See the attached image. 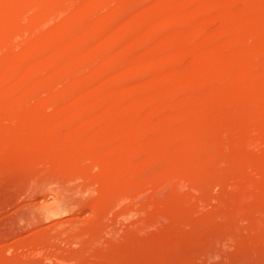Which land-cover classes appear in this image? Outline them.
Wrapping results in <instances>:
<instances>
[{
    "label": "rangeland",
    "instance_id": "374dc122",
    "mask_svg": "<svg viewBox=\"0 0 264 264\" xmlns=\"http://www.w3.org/2000/svg\"><path fill=\"white\" fill-rule=\"evenodd\" d=\"M27 1L0 2V23L16 28L0 30V91L14 82L23 90L0 98V264H264V1L212 0L200 12L197 0H121L117 9L109 0ZM176 6H186L188 15L181 18ZM31 7H39L40 17ZM56 41L71 47L62 49L69 60L81 46L89 50L80 48L83 60L64 67L62 76L37 66L28 73L11 68L20 56L33 61L40 52L49 59L58 52L50 45ZM60 81L64 93H54ZM133 81L145 85L126 107L120 100L132 96ZM78 82L76 92L71 86ZM241 82L247 86L239 90ZM170 86H177L171 100L164 97ZM192 100L206 108L202 116L188 107ZM29 121L47 123L35 140ZM136 123L164 134L140 131L126 139Z\"/></svg>",
    "mask_w": 264,
    "mask_h": 264
},
{
    "label": "bare ground",
    "instance_id": "6f19581e",
    "mask_svg": "<svg viewBox=\"0 0 264 264\" xmlns=\"http://www.w3.org/2000/svg\"><path fill=\"white\" fill-rule=\"evenodd\" d=\"M2 1H3V0H2ZM2 1H0V2H2ZM37 1L39 2L40 0H37ZM37 1H36V2H37ZM41 1H42V0H41ZM44 1H45V0H44ZM55 1L65 2L66 0H55ZM72 1H73V0H72ZM98 1H100V3H103V2L108 1V0H98ZM122 1H123V0H122ZM130 1H131V0H130ZM133 1H134V0H133ZM176 1H178V0H176ZM176 1L174 0V3H178L179 1L182 3L181 0H179L178 2H176ZM187 1H188V0H187ZM190 1H191V0H190ZM190 1H188V2L190 3ZM194 1H196V0H194ZM210 1H212V0H197V1H196V4H197V6H198L199 12H200V9L203 10V8H206L205 6H206ZM213 1H214V0H213ZM213 1H212V2H213ZM215 1H216V0H215ZM215 1H214L213 3H215ZM257 1H258V0H250V3L254 5V3H255V2L257 3ZM261 1H264V0H261ZM15 2H16V0H15ZM17 2H18V0H17ZM20 2H21V1H20ZM22 2H23V1H22ZM25 2H26V3H24V4L27 5V2H28V1L25 0ZM29 2H30V0H29ZM31 2H32V1H31ZM66 2H68V1H66ZM70 2H71V1H70ZM94 2H95V1H94ZM120 2H121V0H109V3L112 5V8H113V9H115V8L117 9V8L120 6ZM135 2H136V1H135ZM259 2H260V0H259ZM259 2H258V4L261 3V2H260V3H259ZM127 3H128V2H127ZM130 3H132V2H130ZM184 3H185V2H184ZM186 3H187V2H186ZM12 4H13V3H12ZM33 4H34V3H33ZM40 4H41L42 6H44L42 2H41ZM82 4H83V3H82ZM105 4H106V3H105ZM191 4L193 5V7H196L195 2H192ZM191 4H189V5L191 6V7L189 6V9L192 8V5H191ZM194 4H195V6H194ZM251 4H249L248 7H250V8H251V7H254V6H250ZM0 5H1V4H0ZM8 5H9V4H8ZM22 5H23V3H22ZM28 5H29V4H28ZM38 5H39V4H38ZM64 5H65V4H64ZM70 5H71V4H70ZM79 5H80V4H79ZM106 5H107V4H106ZM124 5H127V4H124ZM158 5H159V4H158ZM158 5H157V6H158ZM172 5H174V4L172 3ZM256 5H257V4H256ZM31 6H32V5H31ZM47 6H48V5H47ZM77 6H78V4H77ZM77 6H76V8H77ZM109 6H110V5H109ZM179 6H180V5H179ZM183 6H184V4H183ZM207 6H208V5H207ZM246 6H247V4H246ZM14 7H15V5H14ZM45 7H46V6H45ZM102 7H103V6H102ZM152 7H153V5H152ZM185 7H186V6H185ZM185 7H183V8H185ZM11 8H12V7H11ZM38 8H39V7H35V8H34V7H33V8L31 7L29 10H30V11L32 10L31 12H33L34 14L36 13V15H38V16H36V15H34V16H36V17H40V14H41V13L39 12V14H37V12H36V11H37L36 9H38ZM42 8H44V7H42ZM42 8H41V9H42ZM96 8H98V7H96ZM121 8H122V6H121ZM156 8H157V7H156ZM183 8H182V10L179 11L180 7H179V9H178L177 6H176V9H178V12H180V13H179L180 17H181V16H184L186 13H187L186 15H188V13H189V12H186V11L188 10V8H187V9H183ZM2 9H3V8H2ZM2 9H1V10H2ZM5 9H6V8H5ZM5 9H4V10H5ZM23 9H24V8H23ZM79 9H80V8H79ZM90 9H92V8H90ZM105 9H107V8L105 7ZM110 9H111V8H110ZM110 9H108V10H110ZM119 9H120V8H119ZM193 9H194V8H193ZM193 9H191V10H193ZM13 10H14V12L18 11V9L15 11V8H13ZM26 10H27V9H26ZM35 10H36V11H35ZM45 10H46V9H45ZM74 10H75V9H74ZM108 10H107V11H108ZM122 10H123V9H122ZM122 10H121V11H122ZM204 10H205V9H204ZM230 10H231V9H230ZM34 11H35V12H34ZM38 11H40V9H38ZM104 11H105V10H104ZM104 11H101V12H104ZM118 11H119V10H118ZM153 11H154V9H153ZM188 11H189V10H188ZM232 11H233V9H232ZM25 12H26V11H24V13H25ZM27 12H28V10H27ZM79 12H81V11H79ZM92 12H94V14H95V10L92 11ZM105 12H106V11H105ZM115 12H116V11H115ZM154 12H155V11H154ZM176 12H177V11H176ZM201 12H202V11H201ZM229 12H230V11H229ZM17 13H18V12H17ZM19 13H20V12H19ZM69 13H70V12H69ZM152 13H153V12H152ZM42 14H43V13H42ZM75 14H76V13H75ZM75 14H73V16H75ZM78 14H80V13L77 12V16H79ZM92 14H93V13H92ZM102 14H103V13H102ZM105 14H106V13H105ZM117 14H118V13H117ZM232 14H234V13H232ZM177 15H178V14H177ZM177 15H174V16H177ZM179 15H178L177 17H179ZM226 15H227V14H226ZM229 15L231 16L230 13H229ZM6 16H7V15H6ZM6 16H5V17H6ZM16 16H17V15H16ZM67 16H68V15H67ZM69 16H70V14H69ZM69 16H68V17H69ZM89 16H90V15H89ZM99 16H100V15H99ZM110 16H111V15H110ZM112 16H114V15H112ZM154 16H155V14H153L152 17H154ZM18 17H19V16H18ZM90 17H91V16H90ZM96 17H97V16H96ZM96 17H95V18H96ZM152 17H151V19H150V17H148V18H149L150 20H152ZM180 17H179V18H180ZM185 17H187V16H185ZM14 18H15V17H14ZM71 18H72V17L70 16V19H71ZM83 18H84V17H83ZM86 18H87V16H86ZM92 18H93V17H92ZM95 18H94V19H95ZM98 18H100V17H98ZM138 18H139V17H138ZM148 18L146 19L147 21H148ZM170 18H171V17L169 16L168 19H166V23H167V20H169ZM181 18H182V17H181ZM36 19H37V18H36ZM78 19H79V18H78ZM78 19H77V20H78ZM100 19H102V18H100ZM142 19H143V18H142ZM142 19H140V20H142ZM11 20H12V19H11ZM15 20H16V19H15ZM88 20H89V17H88ZM90 20H92V19H90ZM95 20H96V19H95ZM146 20L144 19V21H145L144 24H146V26H148L149 24L147 25ZM153 20H154V22H155V20H157V18L154 17ZM158 20H159V19H158ZM158 20H157V21H158ZM173 20H174V22H176L175 17H174V19L171 18L169 21H170V22L172 21L171 23H172V25L174 26ZM74 21H76V20H74ZM78 21H79V20H78ZM136 21H138V20H136ZM82 22H83V21H82ZM94 22H95V21H94ZM134 22H135V21H134ZM154 22H153V23H154ZM170 22H169L168 25H171ZM263 22H264V20H263ZM8 23H9V22H8ZM65 23L68 24L69 21H67V22H65ZM75 23H76V22H75ZM88 23H90V22L88 21ZM88 23H87V24H88ZM95 23H97V22H95ZM114 23L117 24L116 26H118V23H117V22H114ZM136 23H137V22H136ZM139 23H140V22H139ZM150 23H151V22H150ZM153 23H151V24L153 25ZM243 23H244V22H243ZM66 24H64V25H66ZM103 24H104V23H103ZM121 24H122V23H121ZM137 24H138V23H137ZM140 24L143 25L142 23H140ZM151 24H150V25H151ZM154 24H155V23H154ZM158 24H160V23H158ZM104 25H105V24H104ZM110 25H112V23H111ZM119 25H120V23H119ZM150 25H149V26H150ZM152 25H151V26H152ZM172 25H171V26H172ZM240 25H241V24H239V26H240ZM3 26H4V27H3ZM9 26H10V27H9ZM12 26H13V25H6V26H5V24L3 25V24L0 23V30L3 29V28H5V27H6L5 29H7V28L11 29ZM16 26H17V24H16ZM16 26H15V27H16ZM74 26H75V25H74ZM83 26H84V25H83ZM87 26H88V25H87ZM89 26H90V24H89ZM138 26H139V25H138ZM151 26H150V27H151ZM153 26L155 27V26H157V24H155V25H153ZM173 26H172V29H171V30H173V29L175 30V28H177V26H178V23L176 22V26H174V28H173ZM66 27H67V26H66ZM92 27H93V26H92ZM102 27H103V26H102ZM113 27H114V26H113ZM139 27H140V26H139ZM141 27H142V26H141ZM144 27H145V26H144ZM150 27H149V28H150ZM167 27L169 28L170 26H166V28H167ZM242 27H243V26H242ZM12 28H13V27H12ZM105 28H106V27H105ZM122 28H123V27H122ZM133 28H134V27H133ZM145 28H146V27H145ZM147 28H148V27H147ZM147 28H146V29H147ZM149 28H148V29H149ZM151 28H152V27H151ZM151 28H150V29H151ZM13 29H14V28H13ZM15 29H16V28H15ZM15 29H14V30H15ZM84 29H85V28H83V30H84ZM93 29H94V28L91 29V32H92ZM109 29H110V28H109ZM113 29H114V28H113ZM115 29H116V27H115ZM118 29H119V28H118ZM124 29H125V28H124ZM124 29H123V30H124ZM242 29H243V28H242ZM62 30H63V29H62ZM83 30H82V31H83ZM120 30H121V29H120ZM236 30L239 31V29H236ZM236 30H235V31H236ZM64 31H66V30H64ZM68 31H69V30H68ZM86 31H87V30H86ZM89 31H90V30H88V32H89ZM95 31H96V29H95ZM98 31H99V30H98ZM121 31H122V30H121ZM80 32H81V30H80ZM91 32H89V33H91ZM105 32H106V31H105ZM108 32H110V31L108 30ZM81 33H83V32H81ZM89 33H88V34H89ZM78 34H79V33H78ZM78 34H77V35H78ZM92 34H93V33H92ZM105 34H106V33H105ZM116 34H117V32H116ZM119 34H121V33H119ZM260 34H261V33H260ZM90 35H91V34H90ZM261 35H262V34H261ZM1 36H2V35H1ZM82 36H84V35L82 34ZM100 36H101V35H100ZM107 36H108V33H107ZM114 36H115V35H114ZM262 36H264V35H262ZM62 37H63V36H62ZM67 37H68V36H67ZM70 37H71V36H70ZM102 37H103V36H102ZM109 37H110V36H109ZM63 38H65V37H63ZM63 38H62V39H63ZM68 38H69V37H68ZM88 38H89V35H88ZM91 38H92V37H91ZM111 38H112V35H111ZM259 38H261V36H260ZM55 39H56V38H55ZM60 39H61V37H60ZM69 39H70V38H69ZM71 39H72V38H71ZM75 39H76V38H75ZM81 39H83V38H81ZM92 39H93V38H92ZM99 39H100V37H99ZM99 39H98V40H99ZM72 40H74V39H72ZM83 40H84V39H83ZM90 40H91V39H90ZM103 40H104V39H103ZM261 40H264V39L262 38ZM58 41H60V40H58ZM63 41H64V40H63ZM63 41H61V43H63ZM70 41H71V40H70ZM78 41H79V40H78ZM78 41H77V40L74 41V42L76 43V45L78 44ZM99 41H100V40H99ZM54 42H55V41H54ZM56 42H57V41H56ZM64 42H65V41H64ZM80 42H81V41H80ZM80 42H79V44H80ZM61 43H60V44H59L58 42H57V44H56V43H54V44H53V43H50V45L52 44V48L56 46L54 49L58 50V52H57V53L54 52L55 54L53 53V55L50 54L51 57H50L49 59H46V57L40 55V52H39V51H41V50H38L39 55L36 56V57H38V58H37V59H34L33 61H32V60H29V61H28V60H24V59H22L21 56H20L21 59H20V58H18V59H12V60L9 62V64H10L11 68H13V69H17V70H21V71H22V70L26 71V70H29V68L32 69L33 67L35 68V66H37L36 68H40V69L43 68L44 70H45V69H49L50 72H53V73H56V74L59 73V74H61V76H62V73H61V72H62L63 68L66 67V66L68 67V64L70 65V63H71V64H72V63L75 64V63L77 62V64H78V62H79L81 59L83 60L84 53H83L82 50H79L80 48H82V46H81V44H80L81 47H80L79 49L77 48L78 50H75V51H74V53H73V57L69 60V58H70L69 54L67 55V56H69V57H66L65 54H64V51H65L66 49H68V48L71 49V47H67V46H65V45L63 46ZM65 43H66V42H65ZM75 43H74V44H75ZM84 43H85V42H84ZM94 43H95V42H94ZM105 43H106V42H105ZM42 44H43V43H42ZM58 44L60 45L59 48H58V46H57ZM74 44H73V42H72L70 45H69V44H68V45H69V46H71V45L75 46ZM85 44H86V43H85ZM88 44H89V42H88ZM88 44H87V45H88ZM107 44H108V43H107ZM53 45H55V46H53ZM82 45H83V44H82ZM87 45H86V46H87ZM95 45L97 46V44H95ZM95 45H93V46H95ZM104 45H105V47H106V46H107V47L109 46V44H108V45L104 44ZM254 45H256V44H254ZM260 45H261V44H260ZM262 45H263V43H262ZM46 46H47V45H46ZM93 46H91V47H93ZM96 46H95V47H96ZM102 46H103V45H102ZM120 46H121V45H120ZM127 46H128V45H127ZM180 46H181V45H180ZM182 46H183V45H182ZM182 46H181V48H182ZM257 46H258V45H257ZM257 46H255V47H257ZM41 47H42V46H41ZM62 47H63V48H62ZM64 47H65V48H64ZM87 47H88V46H87ZM116 47H117V46H116ZM165 47H166V46H165ZM168 47H169V46H168ZM35 48H36V47H35ZM35 48H34V49H35ZM38 48H39V47H38ZM75 48H76V47H75ZM83 48H85V50L87 49L86 47H83ZM83 48H82V49H83ZM89 48H90V47H89ZM113 48H114V49H117V48H115V47H113ZM113 48H111V49H113ZM122 48H123V46H122ZM126 48H129V47H125L124 49H126ZM144 48H145V47H144ZM151 48H152V47H151ZM172 48H173V47H172ZM184 48H185V50H187V49L190 48V47L185 46ZM184 48H183V49H184ZM250 48H251V47H250ZM259 48H260V47H259ZM262 48H263V46H262ZM62 49H63L64 51H63ZM96 49H97V47H96ZM157 49H159V48H157ZM165 49H166V48H164V50H165ZM183 49H181V50H183ZM242 49H243V48H242ZM257 49H258V48H257ZM257 49H256V51H258ZM48 50H49V49H48ZM71 50H72V49H71ZM87 50H89V49H87ZM127 50H128V49H127ZM142 50L145 51V49H141V51H142ZM159 50H160V49H159ZM168 50H169V49H168ZM185 50L181 51L180 53H179V52L177 53V54H178V55H177L178 60H181L182 58H183V60H184L183 55L185 54ZM192 50H193V48H192ZM245 50H248V48L245 49ZM252 50H253V49H251V51H252ZM260 50H261V48H260ZM263 50H264V49H263ZM46 51H47V50H46ZM61 51H63V52H61ZM96 51H97V50H96ZM96 51H95V52H96ZM147 51H149V50H147ZM150 51H151V50H150ZM162 51H163V49H162ZM169 51H172V50H169ZM173 51H177V49H175V50H173ZM178 51H180V50L178 49ZM198 51H199V50H197V53H198ZM200 51H201V50H200ZM251 51H250V52H251ZM253 51H254V50H253ZM256 51L253 52V54H255ZM261 51H262V50H261ZM48 52H49V51H48ZM68 52H70V51H68ZM126 52H127V51H126ZM183 52H184V53H183ZM188 52L191 53V50H188ZM202 52H203V51H202ZM241 52H242V51H241ZM263 52H264V51H263ZM32 53H33V52H32ZM35 53H36V52H35ZM86 53H87V52H86ZM101 53H102V52H101ZM110 53H111V52H110ZM116 53H117V52H116ZM139 53H141V52H139ZM144 53H145V52H144ZM144 53H143V55H144ZM166 53H168V51H166ZM172 53H173V52H172ZM186 53H187V51H186ZM192 53H193V52H192ZM195 53H196V52H195ZM197 53H196V55H198ZM203 53H204V52H203ZM242 53H243V52H242ZM248 53H249V52H248ZM259 53H260V52H259ZM261 53H262V52H261ZM261 53H260V54H261ZM36 54H38V53H36ZM41 54H43V53L41 52ZM159 54H160V53H159ZM164 54H165V53H164ZM199 54H200V53H199ZM204 54H205V53H204ZM204 54H203V55H204ZM244 54H245V52H244ZM249 54H250V53H249ZM257 54H258V53H257ZM263 54H264V53H263ZM20 55H21V54H20ZM43 55H44V54H43ZM46 55H47V54H46ZM98 55H99V54H98V51H97V55H96V56L98 57ZM107 55H108V54H107ZM111 55H112V54H111ZM170 55H171V52H170ZM170 55H168V56H170ZM190 55H192V54H190ZM193 55H195V54H193ZM193 55H192V56H193ZM196 55H195V56H196ZM200 55H201V54H200ZM208 55H209V54H208ZM247 55H248V54H247ZM27 56H28V53H27ZM30 56H31V55H30ZM47 56H48V55H47ZM88 56H90V55H88ZM120 56H122V55H120ZM144 56L146 57V55H144ZM160 56L162 57V55H160ZM174 56L176 57V54H175V53H174ZM185 56H186L185 58H187L188 54L185 55ZM192 56H190V57L192 58ZM239 56H241V55H239ZM239 56H238V57H239ZM243 56H244V58L246 57V55H243ZM250 56H251V57H254V56H252V55H250ZM259 56H260V55H259ZM17 57H18V56H17ZM25 57H26V54H25ZM91 57H92V56H91ZM109 57H110V54H109ZM164 57H165V55H164ZM175 57H173V58H175ZM188 57H189V56H188ZM201 57H202V55H201ZM248 57H249V56H248ZM94 58H96V57H94ZM162 58H163V57H162ZM170 58H171V57H170ZM173 58H171V59L174 60ZM193 58H194V56H193ZM199 58H200V57H199ZM209 58H211V57H209ZM209 58H208V59H209ZM254 58L256 59V57H254ZM25 59H26V58H25ZM143 59H144V57L141 56V60H143ZM165 59H166V57L164 58V60H165ZM168 59H169V58H168ZM168 59H167V61H170V60H168ZM201 59H202V58H201ZM203 59H204V57H203ZM206 59H207V58H206ZM240 59L242 60V57H240ZM240 59H239V60H240ZM245 59H246V58H245ZM245 59H243V60H245ZM249 59H250V58H249ZM82 60H81V61H82ZM94 60H95V59H94ZM118 60H119V59H118ZM118 60H117V62H118ZM183 60H181V61H183ZM197 60H199V59H197ZM49 61H50V62H49ZM181 61H179V62H181ZM207 61H209V60H207ZM249 61H250V60H249ZM249 61H248V62H249ZM111 62H112V60H111ZM176 62H178V61H176ZM240 62H241V61H240ZM245 62L247 63V61H245ZM51 63H52V64H51ZM114 63H116V62L114 61ZM114 63H113V64H114ZM140 63H142V62H140ZM208 63H209V62H208ZM241 63H242V62H241ZM249 63H250V62H249ZM249 63H248V64H249ZM252 63H253V58H252ZM73 64H72V65H73ZM136 64H137V61H136ZM49 65H52L53 68H52L51 66H49ZM246 65H247V64H246ZM100 66H101V68H102V64H100ZM136 66H138V65H136ZM140 66H141V65H140ZM31 67H32V68H31ZM48 67H49V68H48ZM95 67H96V66H95ZM97 67H98V66H97ZM103 67H104V65H103ZM130 67H131V66H130ZM133 67H135V66H133ZM253 67H254V66H253ZM50 68H51V69H50ZM99 68H100V67H98V69H99ZM249 68L251 69V67H249ZM254 68H256V66H255ZM254 68H252V70H253ZM8 69H9V68H8ZM40 69H39V70H40ZM137 69H140V68H137ZM250 69H249V70H250ZM256 69H257L256 72L258 71V73H259V74H256V75H257V77H260L259 75H261V74H260L258 68H256ZM34 70H36V69H34ZM95 70H96V69H95ZM95 70H94V71H95ZM104 70H108V69H105V68H104ZM247 70H248V69H247ZM249 70H248V71H249ZM252 70H250V71H252ZM31 71H32V70H31ZM47 71H48V70H47ZM64 71H65V69H64ZM64 71H63V72H64ZM102 71H103V69H102ZM108 71H110V70H108ZM122 71H123V70H122ZM122 71H119V72H122ZM133 71H134V70H133ZM135 71H138V70H135ZM135 71H134V72H135ZM26 72H27V71H26ZM42 72H43V71H42ZM44 72H45V71H44ZM96 72H98V71H95L94 73H96ZM110 72H111V71H110ZM110 72L108 73V76L111 75V77H113V80H114V79H115V78H114L115 74L112 75L113 71H112V73H110ZM124 72H125V71H124ZM124 72H123V75L121 74L123 77L125 76ZM129 72H131V71H129ZM134 72H133V74H134ZM138 72H139V71H138ZM253 72H255V70H254ZM253 72H252V73H253ZM263 72H264V70H263ZM8 73H9V72H8ZM18 73L20 74V72H18ZM27 73H28V72H27ZM104 73H105V72H104ZM114 73H115V72H114ZM117 73H118V72H117ZM125 73H127V72H125ZM139 73H140V72H139ZM139 73H138V76H139ZM248 73H249V72L246 73V76H245V77H249V76H248V75H249ZM19 74H16V75L19 76ZM100 74H101V72H100ZM133 74H132V75H133ZM250 74H251V72H250ZM2 75H4V74H2ZM21 75H22V74H20V76H21ZM41 75H42V77H43V74H42V73H41ZM53 75H54V74H52L51 76H53ZM102 75H103V74H102ZM116 75H117V74H116ZM193 75L195 76V74H193ZM58 76H59V75H56V76H54V77H57V78H58ZM61 76H60V77H61ZM87 76H88V75H87ZM89 76H90V75H89ZM95 76H96V78L98 79V77H97L96 74H95ZM95 76H91V77H94V78H95ZM108 76H107V77H108ZM254 76H255V75H254ZM261 76L263 77L264 74L261 75ZM25 77H26V76H25ZM40 77H41V76H40ZM40 77H39V78H40ZM99 77H100V75H99ZM101 77H102V76H101ZM191 77H193V76H191ZM195 77H197V76H195ZM250 77H251V76H250ZM252 77H253V76H252ZM252 77H251V78H252ZM262 77H261V78H262ZM36 78H38V77H36ZM49 78H50V77H49ZM49 78H48V80H49ZM83 78H85V77H83ZM96 78H95V79H96ZM105 78H106V77H105ZM136 78H137V76H136ZM140 78H141V77H140ZM251 78H250V81H249V82L252 83L255 79H253V81H252ZM254 78H256V77H254ZM261 78H258V79L260 80ZM11 79H12V78H11ZM59 79H62V78H59ZM59 79H58V81H59ZM78 79H81V78H78V77H77V80H78ZM92 79H93V78H92ZM92 79H91V80H92ZM138 79H139V78H138ZM194 79H195V78H194ZM246 79H247V78H246ZM246 79H245V80H246ZM12 80H14V78H13ZM31 80H32V79H31ZM37 80H38V79H37ZM50 80H51V79H50ZM62 80H63V79H62ZM77 80H74V82L77 81ZM87 80H88V79H87ZM98 80H99V79H98ZM103 80H104V79H103ZM106 80H107V79H106ZM167 80H168V79H167ZM167 80H166V81H167ZM173 80H174V79H173ZM191 80H192V79H191ZM259 80H258V81H259ZM2 81H3V80H2ZM5 81H6V79H5ZM41 81H42V80H41ZM56 81H57V79H56ZM78 81H79V80H78ZM85 81H86V80H85ZM92 81H93V80H92ZM104 81H105V80H104ZM107 81H108V80H107ZM137 81H138V80H137ZM143 81H144V80H143ZM166 81H164V85L166 84ZM168 81H169V80H168ZM177 81H178V80H177ZM182 81H183V80H182ZM196 81H197V79H196ZM246 81H247V80H246ZM246 81H244V82H246ZM261 81H262V80H261ZM50 82H51V81H50ZM50 82H49V83H50ZM61 82H63V81L57 82L58 85L55 87L56 89L53 87V88L55 89L54 93H57V94H63V93H64V86H63V85H65V84H64V82H63V84H62ZM70 82H72V81H70ZM70 82H69V83H70ZM95 82H97V81H95ZM99 82H100V80H99ZM133 82H136V81H133ZM139 82H140V80H139ZM139 82H136L135 85H133L132 82H130L131 86H133V87H132V90H131V92H133V94H131V95H132L131 97H126V96H124V94H122V92L120 93V94H121L120 97H123V96L125 97V98H122V99H123L122 101L120 100V102H121L122 105H126V107H128L127 105H129L130 103H132V102L136 103L135 101H133V99H134V100L136 99L135 97H136L137 94H138V95H137V96H138L137 98L140 99V97H139V92H141V90H142V89H141V86H142V85H145V84L140 85L141 82H140V84H139ZM170 82H171V80H170ZM173 82L175 83V81H173ZM183 82H184V81H183ZM193 82H194V81H193ZM193 82L191 81V83H193ZM242 82H243V79H242ZM242 82H241V86H240V87H239V86H238V88L236 87L237 89H239V90L244 89V86L246 85V83H248V81H247V82L245 83V85L242 87ZM14 83H15V82H14ZM14 83H12L11 86L6 87V88H5L6 90L3 89L4 92H3V90L0 91V98H2L3 95H5L6 92H7L6 94H9V95H10L11 93H13V95H16L15 93H16L17 91H18L20 94L22 93V91H23V90H21L22 88H20V87L18 88L19 85L17 86V84H16V83L14 84ZM22 83H23V82H22ZM24 83H25V82H24ZM81 83H82V82H81ZM86 83H87V82H86ZM143 83H145V82H143ZM176 83H177V82H176ZM251 83H250V84H251ZM253 83H254V82H253ZM253 83H252V85L255 86L256 83H255V84H253ZM7 84H8V83H7ZM41 84H42V83H41ZM67 84H68V83H67ZM73 84H74V85L71 86V87H74V90H75V91H76L77 89L81 88V85H80L79 82H78V84H75V83H73ZM128 84H129V83H128ZM130 84H129V85H130ZM168 84H170V83H168ZM186 84H187V83H186ZM238 84H239V83H238ZM9 85H10V84H9ZM42 85H43V84H42ZM68 85L70 86V84H68ZM71 85H72V84H71ZM86 85H87V84H86ZM129 85H127V87H128ZM166 85H167V84H166ZM0 86H1V85H0ZM34 86H36V85H34ZM45 86L48 87L47 84H45ZM65 86H66V85H65ZM167 86H169V85H167ZM167 86H166V87H167ZM232 86H233V85H232ZM232 86H231V87H232ZM246 86H247V85H246ZM246 86H245V87H246ZM250 86H251V85H250ZM261 86H262V85H261ZM21 87H22V86H21ZM25 87H26V86H25ZM67 87H68V86H67ZM144 87H145V86H144ZM144 87H143V88H144ZM166 87H165V88H166ZM176 87H177V86H170V87H168V88L166 89V91H165L164 97L167 98V99H170V100H171V97H173L172 95H173L174 90H176ZM234 87H235V86H234ZM241 87H242V89H241ZM258 87H259V86H258ZM23 88H24V87H23ZM30 88H31V87H30ZM68 88H69V87H68ZM86 88H87V87H86ZM236 88H235V89H236ZM262 88H263V87H262ZM19 89H20V91H19ZM24 89H25V88H24ZM32 89H33V88H31V90H32ZM54 89H53V90H54ZM66 89H67V88H66ZM82 89H83V88H82ZM144 89H145V88H144ZM144 89H143V90H144ZM231 89H232V88H231ZM231 89H230V91H231ZM237 89H236V90H237ZM42 90H43V89H42ZM122 90H123V89H122ZM124 90H125V89H124ZM129 90H130V89H129ZM162 90H163V89H162ZM232 90H234V88H233ZM260 90H261V88H260ZM28 91H29V90H28ZM36 91H37V90H36ZM79 91H80V90H79ZM79 91H76V92H79ZM243 91H244V90H243ZM257 91H258V90H257ZM29 92H30V91H29ZM29 92H28V93H29ZM47 92L50 93L49 91H47ZM124 92H126V91H124ZM131 92H130V93H131ZM142 92H143V91H142ZM176 92H177V91H176ZM1 93H2V94H1ZM30 93H32V92H30ZM36 93H37V92H36ZM36 93H35V94H36ZM66 93H67V91H66ZM72 93H73V92H72ZM107 93H108V91H107ZM107 93H106V94H107ZM128 93H129V92H128ZM144 93H145V92H144ZM160 93H161V92H160ZM221 93H222V92H221ZM223 93L225 94V92H223ZM227 93H228V92H226V94H227ZM22 94H23V93H22ZM25 94H26V93H25ZM25 94H24V96L26 97ZM126 94H127V92H126ZM162 94H163V93H162ZM174 94H175V93H174ZM219 94H220V93H219ZM224 94L218 95V99H221V98H222V95H224ZM260 94L264 95V90H263V89L260 91ZM1 95H2V96H1ZM13 95H12V96H13ZM29 95H30V94H29ZM29 95H28V96H29ZM48 95H49V94H48ZM64 95H66V94H64ZM64 95H63V96H64ZM108 95H109V94H108ZM122 95H123V96H122ZM128 95H129V94H128ZM146 95L149 96L150 94H149V95L146 94ZM12 96H11V97H12ZM24 96H23V97H24ZM101 96H102V95H101ZM104 96H105V94H104ZM110 96H111V95H110ZM147 96H146V97H147ZM153 96H154V95H153ZM160 96H161V94H160ZM219 96H220V97H219ZM225 96H226V95H225ZM19 97H21V96L19 95ZM52 97H53V96H52ZM61 97H62V96H61ZM102 97H103V96H102ZM141 97H143V96L141 95ZM154 97H155V96H154ZM9 98H10V97H8V99H9ZM13 98H14V97H13ZM44 98H45V97H44ZM104 98H105V97H104ZM112 98H113V97H112ZM112 98H111V99H112ZM223 98H224V96H223ZM2 99H3V98H2ZM8 99H7V100H8ZM17 99H18V98H17ZM17 99H16V100H17ZM99 99H100V98H99ZM144 99H145V97H144ZM152 99H153V98H152ZM224 99H225V98H224ZM5 100H6V99H5ZM9 100H10V99H9ZM9 100H8V101H9ZM105 100H106V99H105ZM108 100H109V99H108ZM137 100H138V99H137ZM154 100H156V99H154ZM154 100H152V101H154ZM158 100H159V99H158ZM162 100H163V98H162ZM194 100H195V99H194ZM13 101H14V100H13ZM41 101H42V100H41ZM114 101H115V100H114ZM142 101H144V100H142ZM150 101H151V100H150ZM163 101H164V100H163ZM172 101H173V100H172ZM192 101H193V100H192ZM10 102H12V101H10ZM10 102H9V103H10ZM35 102L38 103L37 100H36ZM35 102H34V104L37 105V103H35ZM43 102H44V101H43ZM43 102H39V103L42 104ZM100 102H101V101H100ZM102 102H103V101H102ZM108 102H109V101H108ZM112 102H113V100H112ZM115 102H116V101H115ZM115 102H114V103H115ZM188 102H189V101H188ZM200 102H201V100H200ZM46 103H47V102H46ZM85 103H86V102H85ZM104 103H105V102H104ZM134 103H133V105H135ZM139 103H141V102H139ZM189 103H190V102H189ZM189 103H188V104H189ZM112 104H113V103H112ZM121 104H120V105H121ZM186 104H187V103H186ZM85 105H86V104H85ZM107 105H108V104H107ZM130 105H131V104H130ZM177 105H178V104H177ZM177 105H176V106H177ZM182 105H183V104H182ZM41 106H42V105H41ZM131 106H132V105H131ZM186 106H187V105H186ZM189 106H190L194 111H196V112L198 111V112L200 113V114L197 113L199 116H200L201 114H203V113H204V110L206 109V108L204 107V105H203V107H204L205 109L202 108V106L200 105L199 101H195V102L193 101V103H191L190 105H188V107H189ZM35 107H37V106H35ZM57 107H58V106H57ZM182 107H184V106H182ZM30 108H31V107H30ZM30 108H27V109L24 108V109H25V110H29ZM32 108H33V106H32ZM32 108H31V109H32ZM40 108H41V107H40ZM59 108H60V107H59ZM173 108H175V107H173ZM177 108H178V107H177ZM186 108H187V107H186ZM37 109H38V108H37ZM37 109H35L34 111H35V112H38L39 110H37ZM188 109H189V108H188ZM21 110H22V109H21ZM36 110H37V111H36ZM59 110H60V109H59ZM108 110H109V109H108ZM174 110H175V109H174ZM105 111H106V110H105ZM179 111H180V109H179ZM190 111H192V110H190ZM194 111H193V112H194ZM205 111H206V110H205ZM27 112H28V111H27ZM29 112H30V111H29ZM57 112H58V110H57ZM60 112H61V110H60ZM177 112H178V111H176V113H177ZM18 113H19V112H18ZM20 113H21V111H20ZM20 113H19V115H20ZM39 113H40V112H39ZM58 113H59V112H58ZM171 113H172V112H171ZM171 113L169 114V116L171 115ZM176 113H175V115H177ZM206 113H207V112H206ZM206 113H205V114H206ZM24 114L28 115L26 112H25ZM31 114L34 115L33 112H32ZM37 114H38V113H37ZM33 115H32V116H33ZM56 115H57V114H55V116H56ZM24 116H25V115H24ZM30 116H31V115H30ZM35 116H36V115H35ZM61 116H62V115H61ZM61 116H60V117H61ZM201 116H202V115H201ZM204 116H205V115H204ZM21 117H23V114L21 115ZM56 117H57V116H56ZM62 117H63V116H62ZM171 117H172V116H171ZM171 117H170V118H171ZM26 118H27V116H26ZM30 118H32V117H30ZM38 118H40V116H38ZM42 118H43V117H42ZM42 118H41L40 120H42ZM50 118H51V117H50ZM166 118H167V117H166ZM28 119H29V117H28ZM45 119H46V118H44V120H45ZM52 119H53V118H52ZM57 119H58V117H57ZM105 119H106V118H105ZM105 119H104V120H105ZM107 119H109V118H107ZM107 119H106V120H107ZM22 120H23V119H22ZM24 120H25V119H24ZM32 120H33V119H32ZM62 120H63V118H62ZM64 120H65V119H64ZM138 120H139V119H138ZM35 121H36V120H35ZM109 121H110V119H109ZM135 121H137V120H135ZM142 121H144V119H143ZM24 122H25V121H24ZM50 122H53V120L50 121ZM130 122H131V121H130ZM130 122H129V123H130ZM144 122H145V121H144ZM25 123H26V122H25ZM30 123H31V125H33V126L30 125L31 128H30L29 133H30V135H31V138H29V139H30V140H33V139L35 140V139H36V138H35V137H36V134H37L39 131H41V130L43 131V130H45V129L47 128V125H46L47 123H46V122L43 123V121H41L40 123H39V121H37V123H35V122L32 123V122L29 121V124H30ZM41 123H42V124H41ZM84 123H85V122H84ZM84 123H83V124H84ZM147 123H148V122H147ZM26 124L28 125V123H26ZM83 124H82V125H83ZM103 124H104L103 126L106 125L104 121H103ZM141 124H142V123H141ZM141 124H137V123H136V125L134 124V126L131 125L130 127L133 126L131 129L128 127L129 130H130L129 133H128V131H127L128 129H127L126 131H127V134L129 135V137H131V138L128 137V138H126V139H131V141H132L133 136H134L136 133H138V132L140 133V131H143L141 134H144V135H147V134H148L147 136H149V137L156 136V135L161 134V133L164 134V133H163L164 131L162 132V129H163V128H161V129H156L157 127L154 128V127H151V126H143V125H141ZM51 125H53V124H51ZM51 125H50V126H51ZM80 125H81V124H80ZM86 125H87V124H86ZM166 125H167V124H166ZM25 126H26V125H25ZM28 126H29V125H28ZM83 126H84V125H83ZM89 126H90V125H89ZM107 126H108V125H107ZM109 126H110V125H109ZM127 126H128V125H127ZM161 126H162V125H161ZM48 127H49V126H48ZM51 127H52V126H51ZM84 127H86V126H84ZM95 127H96V126H95ZM97 127H98V126H97ZM99 127H101V125H99ZM87 128H88V125H87ZM87 128H86V129H87ZM92 128H93V127H92ZM105 128L108 129V128L105 126V127H102V131H106V132H109V131H110V129L107 131ZM126 128H127V127H126ZM158 128H159V127H158ZM165 128H166V127H165ZM16 129H17V128H16ZM20 129H21V128H20ZM84 129H85V128H84ZM86 129H85V130H86ZM96 129H99V128H96ZM103 129H105V130H103ZM112 129H113V128H112ZM112 129H111V131H112ZM124 129H125V128H124ZM23 130H24V129H23ZM48 130H49V128H48ZM87 130H89V128H88ZM87 130H86V131H87ZM90 130H91V129H90ZM163 130H164V129H163ZM21 131H22V130H21ZM45 131H46V130H45ZM113 131H114V130H113ZM25 132H26V131H25ZM94 132H96V131H94ZM99 132H100V131H99ZM112 133H113V132H112ZM112 133L110 132L111 135H112ZM114 133H115V131H114ZM114 133H113V134H114ZM124 133H126V132H124ZM104 134H108V133H104ZM110 134H109V135H110ZM122 134H123V133H122ZM26 135H27V134H26ZM39 135H41V134H39ZM100 135H103V133L100 134ZM138 135H139V134H138ZM138 135H137V136H138ZM104 136H105V135H103V137H104ZM114 136H115V135H114ZM28 137H29V136H28ZM107 137H108V136H107ZM134 137H135V139L137 138L136 136H134ZM154 138H155V137H154ZM83 139H84V138H83ZM83 139H81V140L84 141ZM101 139H102V138H101ZM105 139H106V138H105ZM112 139H113V141L115 140L114 137H113ZM122 139H123V138H122ZM135 139H134V140H135ZM63 140H64V139H63ZM36 141H37V140H36ZM64 141H65V140H64ZM79 141H80V139H79ZM99 141H100V140H99ZM99 141H98V142H99ZM123 141H124V140H123ZM127 141H128V140H127ZM127 141H126V145H127V143H128ZM135 141H136V140H135ZM31 142H33V141H31ZM76 142H78V139H77ZM100 142H101V141H100ZM100 142H99V145H100ZM109 142H110V141H109ZM111 142H112V141H111ZM129 142H130V141H129ZM74 143H75V141H74ZM82 143H83V142H82ZM114 143H115V142H114ZM121 143H122V141H121ZM136 143H137V142H136ZM136 143H135V144H136ZM66 144H67V143H66ZM78 144H79V143H78ZM112 144H113V143H112ZM117 144H118V143H117ZM119 144H120V143H119ZM119 144H118V145H119ZM61 145H62V143H61ZM67 145H68V144H67ZM76 145H77V144H76ZM83 145H84V147H85V142H84V144H82L81 147H83ZM88 145H89V144H88ZM88 145L86 146V148L88 147ZM94 145H95V144H94ZM114 145H116V143L113 144V146H114ZM72 146H73V145H72ZM116 146H117V145H116ZM129 146H130V144H129ZM61 147H62V146H61ZM63 147H64V146H63ZM63 147H62V148H63ZM73 147H74V146H73ZM78 147H79V146H78ZM106 147H107V146H106ZM108 147H109V146H108ZM110 147L113 148L111 145H110ZM69 148H70V147H69ZM88 148H90V147H88ZM94 148H95V147H94ZM96 148H98V147H96ZM111 148H110V149H111ZM121 148H125V144H124V145L122 144ZM127 149H128V148H127ZM83 150H84V149H83ZM86 150H88V149H86ZM119 150H120V149H119ZM101 151H102V150H101ZM96 152H97V151H96ZM86 153H87V152H86ZM90 153H92V152H89V156H90ZM87 155H88V154H87ZM91 155H93V154H91ZM84 156H85V155H84ZM94 156H95V155H94ZM82 157H83V156H82ZM96 157H97V155H96ZM101 157H102V156H101ZM82 159H83V158H82ZM93 159H97V158H93ZM88 161H89V160H88ZM95 161H96V160H95ZM100 161H101V160H100ZM102 162H103V161H102ZM62 165H63V164H62ZM169 178H170V177H169ZM160 180H161V183H162V181H164V179H162V178H161ZM177 181H178V180H177ZM152 182H155V181H152ZM157 182L160 183V181H159L158 179H157ZM179 182H181V180H180ZM151 184L153 185V183H151ZM154 185H155V184H154ZM155 186H157V188H158V185H157V184H156ZM155 186L152 188V190L157 191V189L155 190V188H156ZM157 212H158V211H157ZM160 212H162V211H160ZM156 214H158V213H156ZM160 214H161V213H160ZM157 216H159V214L156 215V217H157Z\"/></svg>",
    "mask_w": 264,
    "mask_h": 264
}]
</instances>
